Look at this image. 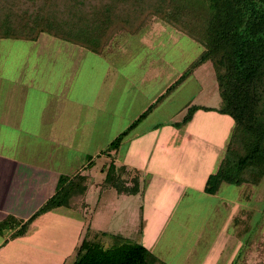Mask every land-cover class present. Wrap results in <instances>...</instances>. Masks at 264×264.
<instances>
[{"label":"crops","instance_id":"obj_1","mask_svg":"<svg viewBox=\"0 0 264 264\" xmlns=\"http://www.w3.org/2000/svg\"><path fill=\"white\" fill-rule=\"evenodd\" d=\"M155 21L158 20H152L134 35L117 34L101 54L49 35L23 41L27 45L20 47L24 54L21 57L9 52L13 62L0 70V222L8 217L17 222L30 218L53 195L57 179L63 175L55 174L61 172V166L88 160L83 168L90 169L101 157L150 160L146 150L152 142L167 157L173 152L170 146L177 141L191 142L190 133L179 131L188 130L197 115L212 111L198 110L188 124L180 127L175 124L182 120L161 126L154 123L191 87L202 89L196 73L206 63L132 129L117 150L106 152L109 144L185 70L172 74L160 89L159 82L168 73L159 62L150 60L151 31L145 32ZM197 47L199 52L202 47ZM191 106L204 105L187 104L186 112ZM86 198L87 194L85 203ZM87 207L83 211L61 207L42 214L20 236L15 235L18 225L2 229L0 264H22L18 253L26 246L36 256L43 249L47 258L65 264L75 256ZM92 220L93 217L86 222V227L90 228Z\"/></svg>","mask_w":264,"mask_h":264},{"label":"rangeland","instance_id":"obj_2","mask_svg":"<svg viewBox=\"0 0 264 264\" xmlns=\"http://www.w3.org/2000/svg\"><path fill=\"white\" fill-rule=\"evenodd\" d=\"M152 24L145 31L147 34L151 31L149 57L168 73L159 82L161 89L172 74L178 75L186 69L202 48L198 52L197 43L160 20ZM26 45L18 40H0V70L8 68V62L12 61L10 53L23 56L20 47ZM196 77L202 89L191 87L168 111L159 115L154 125L180 122L187 104L212 109L219 106L212 65L207 62ZM233 125L228 116L203 112L193 119L188 130L179 131L190 133L191 142L178 144L177 141L170 146L173 152L167 157L152 142L146 150L152 157L150 160L101 157L94 160L90 169L83 168L88 160H80L77 165L61 166V172L55 174L74 176L78 171L90 175L88 207L83 214L88 220L93 217L90 239L104 248L111 246L115 235H120L128 243L147 247L165 264H264V179L258 186L223 183L215 195L203 191L207 176L217 170L224 156ZM127 149L128 144L123 152ZM112 164L118 176L115 185L130 193L119 195L114 186L103 185L106 170ZM86 222L76 250L85 235ZM148 240L151 246L147 245ZM29 248L26 246V250L23 248L18 253L22 264L59 263L56 258H47L46 250L41 249L36 256ZM74 258L65 264H72Z\"/></svg>","mask_w":264,"mask_h":264},{"label":"trees","instance_id":"obj_3","mask_svg":"<svg viewBox=\"0 0 264 264\" xmlns=\"http://www.w3.org/2000/svg\"><path fill=\"white\" fill-rule=\"evenodd\" d=\"M154 19L200 45L202 52L106 152L117 150L157 105L209 62L220 97L218 108L191 106L175 125L188 124L198 110L230 117L234 125L224 156L207 176L203 191L215 195L223 183L258 186L264 179V0H0V39L35 41L45 34L101 54L117 34L134 35ZM117 180L112 164L103 185L114 186L119 194L130 193L115 185ZM89 187V175H60L53 195L30 218L17 222L8 217L0 222V231L19 226L15 235L20 236L54 209L83 211ZM89 231L87 227L72 264H165L145 246L128 243L120 235L104 248L90 239Z\"/></svg>","mask_w":264,"mask_h":264}]
</instances>
